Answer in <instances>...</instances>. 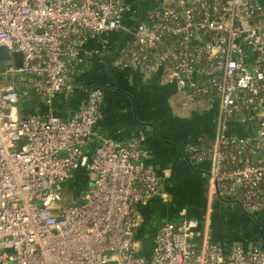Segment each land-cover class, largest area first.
<instances>
[{
    "label": "built area",
    "instance_id": "2783aa9c",
    "mask_svg": "<svg viewBox=\"0 0 264 264\" xmlns=\"http://www.w3.org/2000/svg\"><path fill=\"white\" fill-rule=\"evenodd\" d=\"M117 32L116 67L162 70L184 92L183 106L220 102L211 144L191 147L211 161L209 202L235 196L247 209L264 207V0H157L146 12L139 0H0V46L23 54L20 67L0 68V264H264V249H226L210 240L208 218L198 230L185 209L142 251L137 206L167 199L148 149L137 139L93 144L101 88L69 118L54 107L59 93L77 91L82 42ZM31 87L47 115L22 113ZM231 121L247 134L229 133ZM80 168L95 183L75 203Z\"/></svg>",
    "mask_w": 264,
    "mask_h": 264
},
{
    "label": "crops",
    "instance_id": "0c3cea01",
    "mask_svg": "<svg viewBox=\"0 0 264 264\" xmlns=\"http://www.w3.org/2000/svg\"><path fill=\"white\" fill-rule=\"evenodd\" d=\"M156 2L154 0L143 8V12ZM119 35L120 32L101 33L82 42L79 61L72 69L77 91L68 99L63 92L59 93L54 102L55 113L62 118L71 117L88 92L99 84V80H104V97L94 127L93 144L97 145L105 138L120 142L139 140L150 153L146 165L160 179L168 198L169 222L180 221L183 218L181 211L185 209L188 217L199 220L203 231L208 218L210 240L221 243L226 249L235 244H241L246 249H264V207L249 211L238 203L237 207L233 206L231 200L214 199L210 203L204 194L206 169L210 165L208 160L198 161L191 147L197 146L202 137H215L220 102L203 99L183 106L184 92L176 82L164 81L162 70L145 75L138 68L116 67V54L110 51L117 45ZM105 43L109 44L108 52L102 49ZM97 50L101 53L94 55ZM94 56L97 59L91 64ZM254 61L252 59L251 63L254 64ZM30 90L38 99L34 101L32 98L31 104L26 107H22L21 103L22 113L47 115L49 108L42 96L33 87ZM28 94L26 92L25 96L30 98ZM248 130L247 124L229 122L228 131L231 134L245 135ZM146 205L137 206L139 226L144 223V214L149 210ZM137 237L140 239L138 234ZM195 241L200 244L202 238L196 237Z\"/></svg>",
    "mask_w": 264,
    "mask_h": 264
},
{
    "label": "water",
    "instance_id": "95a60500",
    "mask_svg": "<svg viewBox=\"0 0 264 264\" xmlns=\"http://www.w3.org/2000/svg\"><path fill=\"white\" fill-rule=\"evenodd\" d=\"M96 54H99V53H95L94 55ZM97 56H94L93 60L90 61L91 64H93V61H96L95 59H97ZM22 62H23V54L21 52L17 51L11 54L9 53L8 49L5 46H0V68L1 69L8 68L9 66H12V65L20 67L22 65ZM83 69L87 73H90L89 70H86L85 68ZM98 83L99 84L98 85L96 84L97 86H95L94 88L102 89L103 88L102 86L106 84L104 80H99ZM42 99L45 101L44 97H42ZM215 129H216V125H215ZM208 162H209V165L211 166V161L208 160ZM210 166L209 168L206 169L207 178H206V183H205L206 188H205L204 194L207 197H208V188H209ZM94 183H95V180L91 179L90 173L85 168H80L77 171L76 180H75V185L78 188V190L71 194L73 202L75 203L79 202L81 198V194L88 192L90 186L93 185ZM167 199H165L161 195H157L154 198H152L146 205V207L149 208V210H147V212L144 214L145 216L144 223L141 226H139V228L136 229V233L140 237V240L143 245L142 251L146 254H150V252H148L149 250L147 251L146 249L145 240L150 237H152L153 238L152 240H154L159 228L165 225L166 223H169V220L171 219L170 218L171 215L169 214V210H168V200ZM225 200H229V199L225 198ZM107 264H119V263L117 261H109Z\"/></svg>",
    "mask_w": 264,
    "mask_h": 264
},
{
    "label": "rangeland",
    "instance_id": "374dc122",
    "mask_svg": "<svg viewBox=\"0 0 264 264\" xmlns=\"http://www.w3.org/2000/svg\"><path fill=\"white\" fill-rule=\"evenodd\" d=\"M141 1V5H142V8H145V7H147L150 3H152L154 0H140ZM26 92H28L29 94H28V96L30 97V98H27L25 95H23V97H22V107H26V106H28V105H30L31 104V100H32V98H33V100L34 101H37V99H38V97L37 96H34V91L32 90H30V91H26ZM92 139H94V137H92ZM217 199H221V200H225V198H221V197H219V196H216L215 197V200H217ZM228 199L229 200H231V201H233V202H231V204L233 205V206H235V207H237V203L238 204H241V202L234 196V197H228ZM242 205V204H241ZM239 206V205H238ZM143 208H144V206H143ZM144 209H142V211H143ZM249 211H250V209H248ZM252 211H255V210H253V209H251ZM179 216H177L175 219H177ZM189 217H191V216H189ZM191 218H193V217H191ZM174 219V220H175ZM196 219V218H195ZM198 220V219H197ZM200 228H202L201 226L198 228V230L200 229ZM201 230V229H200ZM158 233V232H157ZM157 235V234H156ZM153 238L152 237H150V238H148V239H146L145 240V246H146V249H147V251L148 252H150V249L152 248V246H153V244H154V240H152Z\"/></svg>",
    "mask_w": 264,
    "mask_h": 264
},
{
    "label": "trees",
    "instance_id": "16d2710c",
    "mask_svg": "<svg viewBox=\"0 0 264 264\" xmlns=\"http://www.w3.org/2000/svg\"><path fill=\"white\" fill-rule=\"evenodd\" d=\"M212 140H213L212 138H203L202 137L200 143L198 144L199 150H203V149L208 148L209 145L211 144Z\"/></svg>",
    "mask_w": 264,
    "mask_h": 264
},
{
    "label": "flooded vegetation",
    "instance_id": "af4514ba",
    "mask_svg": "<svg viewBox=\"0 0 264 264\" xmlns=\"http://www.w3.org/2000/svg\"><path fill=\"white\" fill-rule=\"evenodd\" d=\"M156 1V0H155Z\"/></svg>",
    "mask_w": 264,
    "mask_h": 264
}]
</instances>
